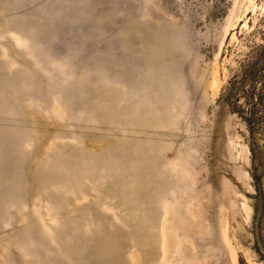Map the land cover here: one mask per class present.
I'll use <instances>...</instances> for the list:
<instances>
[{
    "label": "rangeland",
    "instance_id": "rangeland-1",
    "mask_svg": "<svg viewBox=\"0 0 264 264\" xmlns=\"http://www.w3.org/2000/svg\"><path fill=\"white\" fill-rule=\"evenodd\" d=\"M102 10L109 15L99 22L91 21ZM126 25L149 34L163 33L172 51L166 60L177 62L179 67L169 92L172 90L176 99L170 110L180 122L170 128L180 129L187 137L203 135L204 139L194 138L184 154H176L169 146L165 149L164 156L177 164L175 178H184L182 184L169 186L171 195L165 198L169 201L163 199L158 205L137 200L118 210L116 199L106 189L108 183L85 180L91 184V193L79 198L78 204L88 203L101 186L106 196L101 205H108L101 208H110V228L118 227L114 232L117 259L112 264H264V132L251 137L241 117L220 100L230 67L237 66L251 45L262 41L264 0H0V102L7 99L11 103L8 110L0 107V118H4L0 121L27 118L41 130L50 122L62 123L68 129L79 123L98 124L88 110L66 103L57 91L48 102L42 96H33L36 91H50V83L74 84L78 95L85 96L82 85L94 77L98 85L122 90V102L132 99L141 101L138 104L144 101L142 105L161 104L151 102L160 99L159 90L131 86L107 70L124 69L122 64L110 61V53L127 59L145 56H130L118 41L117 29ZM22 89L25 93L20 97ZM21 98L26 111L15 113ZM73 118L77 120L71 121ZM78 136L54 132L44 149L53 150L59 144L80 146ZM85 143L95 149L101 140L88 137ZM252 145L259 147L255 154ZM25 147L34 151L33 144L26 143ZM42 153L33 152L32 162H24L30 174L35 170L34 160H42ZM104 174L108 179L111 173ZM26 183L32 184L28 180ZM260 194L263 211L259 241L256 216ZM24 205L18 210L11 206V212L0 218V264H32L42 254L55 258L66 211L53 209L48 200L38 198ZM157 209L156 218L147 215ZM28 210L37 219L46 245L27 239L22 242L20 232L29 218ZM126 214L131 215L129 219ZM186 249L192 258L188 263L178 258ZM81 264L97 261L93 257Z\"/></svg>",
    "mask_w": 264,
    "mask_h": 264
},
{
    "label": "bare ground",
    "instance_id": "bare-ground-1",
    "mask_svg": "<svg viewBox=\"0 0 264 264\" xmlns=\"http://www.w3.org/2000/svg\"><path fill=\"white\" fill-rule=\"evenodd\" d=\"M108 15L107 11L102 10V12L94 14L91 21L99 22L100 18L103 19ZM117 32L118 41L121 45L123 44L130 56L139 53H144L145 56L127 59L122 55L110 53V61L113 64H122L124 69L114 70L106 67L107 70L115 77L126 79L124 80L127 81L126 84L131 86L144 85L159 90L160 99H153L151 102L160 101L161 104H157L156 107L155 104L142 105L144 101L142 104H138L141 101L136 102L132 99L122 102L123 98H120L122 90L120 92L118 88L113 89L98 85L95 83V77H91V80L88 78L89 83L82 85L83 89L87 91L85 96L78 95L79 91L74 84L61 86L55 83H50L52 87L50 91L43 93L36 91L33 96H42L48 102L53 97V92L57 91L66 103L71 102L83 111L88 110V113H91L90 116L93 117L92 119L99 120L98 124L79 123L80 125L77 124L74 129H68L62 123L50 122L45 123L44 129L41 130L35 126L34 121L27 118L13 117L0 121V218L11 212L9 210L11 206L18 210L35 198L40 199V201L48 200L53 209L61 208L66 211L64 226L61 230L63 233L60 232L58 248L54 250L55 258L49 259L42 254L32 264H81L93 257H95L97 264L115 263L117 250L114 232L118 227L110 228L112 216L109 212L110 208L107 209L108 211L101 208L102 202L106 199L102 192L103 189L99 186V192L95 194L96 198L94 197L88 203L78 204L77 202L83 195L91 193V184L87 183L89 181L86 179H91V182L98 181L101 185L108 183L106 189L110 193L109 196L116 199L118 210H123L124 207L136 203L137 200L144 201L149 205H158L163 199L170 197L169 186L182 184L181 179L184 177L175 178L176 175L174 174H178L176 172L177 164L173 163L171 157L164 156L165 149L169 146L176 154H184L186 150L192 147V140L199 136L193 134L191 137H187L185 133L179 131L180 129L170 128L180 122L179 117L173 114L175 112L172 113L170 110L174 107L172 105L176 99H173L172 90L169 92L170 83L176 79L177 72H179L177 62L170 63L169 60H166V57L172 56V51L162 32L155 31L149 34L146 33L147 31H142L132 25L119 27ZM126 56L128 55L126 54ZM76 57L72 58L77 59ZM90 57L89 59L92 60L93 57ZM69 58L71 59V57ZM62 69L64 68L62 67ZM44 71L46 72V70ZM178 84L179 82L177 86ZM23 91V89L20 91V97L25 93ZM22 102L23 99L21 98L15 113L23 111L25 113L27 107ZM10 104L9 100L3 99L0 102V107L8 110L11 107ZM30 112L32 114L33 111ZM70 120L76 121L77 119ZM164 128L170 129L166 131L163 130ZM187 129L189 130V128ZM54 132L62 136L78 134L82 145L59 144L58 147L48 151L44 147ZM116 136L117 139L115 140ZM88 137L100 139L99 147L95 149L88 147L85 143ZM199 138L204 139V136ZM198 140L196 141L198 142ZM26 143L33 144L34 151H27ZM39 151L43 152V158L40 161L34 160L35 170L34 173L30 174L29 168L24 165V162L30 164L32 162L31 153ZM181 169L180 171H182ZM104 173H111L108 179ZM26 180L31 181L32 184L29 186ZM104 206L108 205L105 204ZM104 206L102 207L105 208ZM149 211L152 210L149 209ZM27 212L29 218L20 232L22 242L27 239L32 241L31 243L46 245V238L37 219L30 210ZM158 213L157 209L147 215L156 218ZM168 214L170 215L171 212ZM130 216L126 214L127 219ZM88 231H90V235H86ZM63 234H66L67 237L70 236V238H63ZM171 244H168L167 247ZM178 258L184 263H188L192 259L188 249L184 253H180Z\"/></svg>",
    "mask_w": 264,
    "mask_h": 264
},
{
    "label": "trees",
    "instance_id": "trees-1",
    "mask_svg": "<svg viewBox=\"0 0 264 264\" xmlns=\"http://www.w3.org/2000/svg\"><path fill=\"white\" fill-rule=\"evenodd\" d=\"M261 34L262 41L251 45L237 66L230 67L220 97L246 123L253 138L264 132V29ZM252 150L255 154L259 147L252 145Z\"/></svg>",
    "mask_w": 264,
    "mask_h": 264
},
{
    "label": "water",
    "instance_id": "water-1",
    "mask_svg": "<svg viewBox=\"0 0 264 264\" xmlns=\"http://www.w3.org/2000/svg\"><path fill=\"white\" fill-rule=\"evenodd\" d=\"M262 211H263V198L262 195L260 194L258 201L257 216H256V235L259 241H260V220L262 216Z\"/></svg>",
    "mask_w": 264,
    "mask_h": 264
}]
</instances>
